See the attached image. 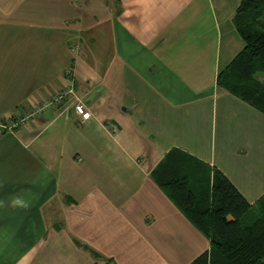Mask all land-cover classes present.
Masks as SVG:
<instances>
[{"label":"crops","instance_id":"crops-1","mask_svg":"<svg viewBox=\"0 0 264 264\" xmlns=\"http://www.w3.org/2000/svg\"><path fill=\"white\" fill-rule=\"evenodd\" d=\"M239 2L0 0V264H193L210 240L152 176L173 148L264 196V112L218 84ZM67 70L91 117L20 122Z\"/></svg>","mask_w":264,"mask_h":264},{"label":"trees","instance_id":"trees-1","mask_svg":"<svg viewBox=\"0 0 264 264\" xmlns=\"http://www.w3.org/2000/svg\"><path fill=\"white\" fill-rule=\"evenodd\" d=\"M234 21L245 45L218 84L264 112V0H240ZM152 176L210 240L193 264H264V196L250 203L222 171L177 148Z\"/></svg>","mask_w":264,"mask_h":264},{"label":"built area","instance_id":"built-area-1","mask_svg":"<svg viewBox=\"0 0 264 264\" xmlns=\"http://www.w3.org/2000/svg\"><path fill=\"white\" fill-rule=\"evenodd\" d=\"M65 78L67 79V83L61 91H58L50 97L35 103L30 111L22 113L21 119H19L20 122H24L33 116L42 114L48 108L63 102L65 99H70V101H72L79 120L81 122L87 121L91 117V113L86 109L82 99L76 94L71 70L66 71ZM15 123L16 122H11L10 125H14Z\"/></svg>","mask_w":264,"mask_h":264},{"label":"rangeland","instance_id":"rangeland-1","mask_svg":"<svg viewBox=\"0 0 264 264\" xmlns=\"http://www.w3.org/2000/svg\"><path fill=\"white\" fill-rule=\"evenodd\" d=\"M260 79L263 81V80H264V77H263V76H261V77H260Z\"/></svg>","mask_w":264,"mask_h":264}]
</instances>
